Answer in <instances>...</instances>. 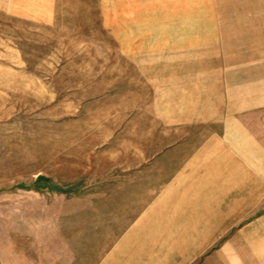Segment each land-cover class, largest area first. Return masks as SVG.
Masks as SVG:
<instances>
[{
	"label": "rangeland",
	"instance_id": "374dc122",
	"mask_svg": "<svg viewBox=\"0 0 264 264\" xmlns=\"http://www.w3.org/2000/svg\"><path fill=\"white\" fill-rule=\"evenodd\" d=\"M101 3L0 11V264H68L98 241L115 190L130 187L106 177L183 134L164 129L198 134V87L264 115V56H236L233 72L164 71L152 55L164 25L121 22Z\"/></svg>",
	"mask_w": 264,
	"mask_h": 264
},
{
	"label": "crops",
	"instance_id": "0c3cea01",
	"mask_svg": "<svg viewBox=\"0 0 264 264\" xmlns=\"http://www.w3.org/2000/svg\"><path fill=\"white\" fill-rule=\"evenodd\" d=\"M58 6L59 0H0L8 14L25 7L53 15ZM101 6L118 9L121 22L164 25L152 53L162 57L164 71L233 72L236 56H264V16L244 10L264 8V0H102ZM144 8L147 16L135 19ZM198 91V134L164 129L183 134L146 145L145 158L121 163L122 171L106 177L105 184L129 190H115L113 226L68 255V264H264V115L236 111L234 99H214L210 86Z\"/></svg>",
	"mask_w": 264,
	"mask_h": 264
}]
</instances>
